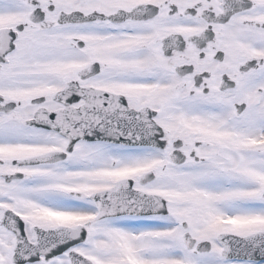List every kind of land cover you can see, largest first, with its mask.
<instances>
[{"label":"snow or ice","instance_id":"snow-or-ice-1","mask_svg":"<svg viewBox=\"0 0 264 264\" xmlns=\"http://www.w3.org/2000/svg\"><path fill=\"white\" fill-rule=\"evenodd\" d=\"M0 264H264V0H0Z\"/></svg>","mask_w":264,"mask_h":264}]
</instances>
